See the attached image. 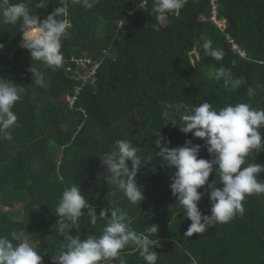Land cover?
Instances as JSON below:
<instances>
[{
	"label": "trees",
	"instance_id": "16d2710c",
	"mask_svg": "<svg viewBox=\"0 0 264 264\" xmlns=\"http://www.w3.org/2000/svg\"><path fill=\"white\" fill-rule=\"evenodd\" d=\"M142 1L99 0L86 9L69 0L64 61L56 69L32 61L21 47L20 22L0 23V78L25 89L12 109L18 117L10 129L12 139H0V235L14 245L23 241L17 234L23 235L40 252L43 264H53L51 256L64 239L57 231L55 210L64 188L76 184L98 216L101 210L119 207L127 211L137 232L156 225L151 238L157 243V264H264V194L246 196L243 215L185 237L191 221L172 194V170L158 157L155 144L160 137L162 143L170 141L171 148L191 140L201 145L199 157L211 161L214 156L204 140L185 135L170 121L181 124L180 116L201 102L216 109L235 103L264 109V0H184L167 22L152 16L156 0ZM9 2L25 3L41 19L61 6L59 0H45L47 8L39 9L35 5L40 0ZM213 3L217 17L225 19L224 30L210 19ZM126 9L132 13L117 31ZM206 39L223 50L220 61L204 54ZM78 57L95 59L99 66L93 82L82 86L70 107L62 98L82 83L75 73ZM32 65L44 72L46 86L34 85ZM221 66L244 82L235 90L226 89L211 75ZM249 87L255 90L252 96ZM165 103L173 107L166 109ZM261 135L264 141V130ZM118 139L137 146L146 164L136 177L144 194L139 205L130 204L105 179L107 167L101 159ZM248 163L264 164V151L250 152L244 166ZM258 178L264 183V173ZM213 180L217 188L223 187L215 171L208 182ZM198 207L210 215L208 193ZM9 211L21 212L22 219ZM86 213L70 234L82 239L101 234L106 220L98 218L93 226ZM121 255L127 264H146L134 246Z\"/></svg>",
	"mask_w": 264,
	"mask_h": 264
},
{
	"label": "clouds",
	"instance_id": "9594fccd",
	"mask_svg": "<svg viewBox=\"0 0 264 264\" xmlns=\"http://www.w3.org/2000/svg\"><path fill=\"white\" fill-rule=\"evenodd\" d=\"M72 2L91 9L99 0ZM58 4L61 6L41 19L31 14L23 2L13 4L9 0H0V23L20 22L21 47L28 50L32 61H39L52 69L63 64L62 38L66 37L68 29L66 16L69 0H59ZM35 6L37 9L47 8L48 4L40 0ZM183 6L184 0H156L151 10L152 16L156 22H167L169 15L178 14ZM218 19L224 20V26L219 27L224 30L225 19ZM230 42L233 47L235 43L232 40ZM3 47L0 44V49ZM202 47L206 56L216 61L223 58V50L213 47L211 39L204 40ZM30 71L34 85L46 86L44 72L33 65ZM211 75L216 81L222 80L226 89L235 90L244 82L243 78L233 79L231 73L222 66L212 69ZM24 91L23 87L11 80L0 78V139H12L10 129L18 119L12 109ZM254 94L255 90L249 87L248 95ZM164 107L170 109L173 106L165 103ZM167 114L164 113L165 116ZM180 121L181 124L174 120L170 122L179 125L185 135L191 133L195 138L204 140L207 152L214 156L211 161L200 158L201 145H194L191 140H186L183 146L176 148L169 147L170 141L162 143L163 137L155 140L159 148L158 157L172 170V194L177 197L180 208L191 221L184 235L191 237L194 233L203 234L210 225L227 223L235 215H243L242 202L245 197L264 194V183L258 178L260 173H264V164L248 163L244 166L250 152L264 151L261 135L264 130V109L253 108L248 103L228 104L216 109L211 103L201 102L189 114H182ZM159 132L155 133L159 135ZM139 152L140 149L131 141L118 139L113 151L101 159L107 167V183L115 185L132 205H139L144 199L136 180L138 170L146 165ZM213 171L218 175L219 183L223 184L222 188L216 187L215 180L208 182ZM205 185L204 192L198 191ZM205 193L209 194L210 215L202 214L198 207ZM85 210L91 225H96L98 218L106 220V224L101 234H89L87 239H82L80 234H70V230L78 228ZM108 212L111 213L110 217ZM55 214L58 217L57 231L64 239L55 255L51 256L53 264H127L121 252L129 246L139 251V256L146 264H157L159 256L153 251L157 243L151 238L158 231L156 225L137 232L131 227L132 219L127 211L119 207L101 210L98 216L76 184L64 188ZM39 253L28 240L14 245L6 236L0 235V264H43Z\"/></svg>",
	"mask_w": 264,
	"mask_h": 264
},
{
	"label": "built area",
	"instance_id": "2783aa9c",
	"mask_svg": "<svg viewBox=\"0 0 264 264\" xmlns=\"http://www.w3.org/2000/svg\"><path fill=\"white\" fill-rule=\"evenodd\" d=\"M144 3H145V0L142 1V4ZM131 13H132V10L130 9L125 10V15L117 21V30L123 27V20L127 16H129ZM210 19L215 25H217L218 27H222L221 25L217 24V21L222 20V19H218L216 5L214 3L212 6ZM233 48L234 49L236 48L235 44H233ZM74 62H75V72L77 74L76 78L81 79L82 83L80 85L74 86L73 94L66 93L65 95H63L62 99L70 107L75 104V101L77 99V94L81 91L82 86L87 82H93V79H94L93 76L96 74L97 67L99 66V62L97 60L90 59L88 57L74 58Z\"/></svg>",
	"mask_w": 264,
	"mask_h": 264
},
{
	"label": "rangeland",
	"instance_id": "374dc122",
	"mask_svg": "<svg viewBox=\"0 0 264 264\" xmlns=\"http://www.w3.org/2000/svg\"><path fill=\"white\" fill-rule=\"evenodd\" d=\"M217 24L221 25L222 27L224 26V22H223V20H218V21H217ZM96 71H97V70H96ZM9 213H10L11 217H14V218H16V219H22V217H23V216H22V213L19 212V211H17V212L9 211ZM17 235H19L18 237L21 238L23 241H24V240H28L26 237H23V235H21V234H17ZM28 241L31 243L30 240H28ZM32 245L34 246L33 243H32Z\"/></svg>",
	"mask_w": 264,
	"mask_h": 264
},
{
	"label": "crops",
	"instance_id": "0c3cea01",
	"mask_svg": "<svg viewBox=\"0 0 264 264\" xmlns=\"http://www.w3.org/2000/svg\"><path fill=\"white\" fill-rule=\"evenodd\" d=\"M121 19V18H120ZM116 30H117V28H116Z\"/></svg>",
	"mask_w": 264,
	"mask_h": 264
}]
</instances>
